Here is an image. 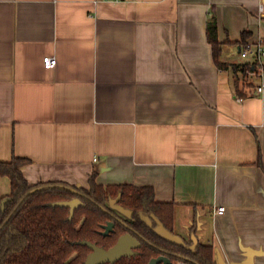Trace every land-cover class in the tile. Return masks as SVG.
Wrapping results in <instances>:
<instances>
[{"label": "crops", "instance_id": "crops-1", "mask_svg": "<svg viewBox=\"0 0 264 264\" xmlns=\"http://www.w3.org/2000/svg\"><path fill=\"white\" fill-rule=\"evenodd\" d=\"M261 5L0 0V162L28 159L30 185L149 187L214 264H264V93L248 74L237 96L206 36L214 13L221 61L251 62L239 44L264 38Z\"/></svg>", "mask_w": 264, "mask_h": 264}, {"label": "trees", "instance_id": "trees-1", "mask_svg": "<svg viewBox=\"0 0 264 264\" xmlns=\"http://www.w3.org/2000/svg\"><path fill=\"white\" fill-rule=\"evenodd\" d=\"M206 36L217 68L231 71L236 95L244 97L241 87L250 88L253 84H241V81H248V73L256 67L255 61L242 64L221 61L222 46L217 40L214 13L207 21ZM247 37L243 32L242 46ZM28 163V159L18 157L0 162V176L8 177L11 184L10 194L0 200V264H83L91 250L78 242L88 241L109 249L124 234L136 238L140 246L134 256L114 264H149L161 256L172 264H214L210 245L174 235L173 206L155 202L151 188L126 183L99 185L95 173L90 176L87 189L69 190L62 183L30 185L21 172V167ZM118 196L116 206L130 211V217L110 207L109 201ZM74 198L83 204L75 209L71 219L68 208L50 205ZM109 223L114 226L106 232ZM161 231L178 238V242L166 240Z\"/></svg>", "mask_w": 264, "mask_h": 264}, {"label": "water", "instance_id": "water-1", "mask_svg": "<svg viewBox=\"0 0 264 264\" xmlns=\"http://www.w3.org/2000/svg\"><path fill=\"white\" fill-rule=\"evenodd\" d=\"M68 189L71 190V188ZM119 198L120 196H118L116 199L110 200L109 201L110 207L116 208L120 213L124 214L127 217H130L132 214L130 211L116 206ZM82 204L83 203L80 201L79 198H74L69 201L55 202L50 205L68 208L70 211L69 219H71L73 217L75 209ZM113 226H114L113 223H109L106 232L110 231ZM161 234L166 240L170 242L173 243L178 242V238H171V236H169V234H167L165 231H161ZM78 244L85 245L91 250L90 254H88L83 264H105V263L114 264L116 261H119L124 257L134 256L136 254L135 250L140 246V243L137 241V239L131 236L130 234H124L120 236L116 241V243L109 249L98 247L95 244H92L91 242L88 241H81L78 242ZM149 264H172V262L167 257L161 256L152 259L149 262ZM180 264H184V263H180Z\"/></svg>", "mask_w": 264, "mask_h": 264}, {"label": "built area", "instance_id": "built-area-1", "mask_svg": "<svg viewBox=\"0 0 264 264\" xmlns=\"http://www.w3.org/2000/svg\"><path fill=\"white\" fill-rule=\"evenodd\" d=\"M117 1V0H116ZM260 11L264 12V6H260ZM240 56L242 58H252L255 63V69L248 73L253 76L256 80V85L254 87L257 94L264 93V38H259L254 43L246 42L240 48ZM56 58L53 56H45L43 58V66L45 69H52L56 65ZM224 208L220 207L216 210V214L222 215L224 213Z\"/></svg>", "mask_w": 264, "mask_h": 264}]
</instances>
